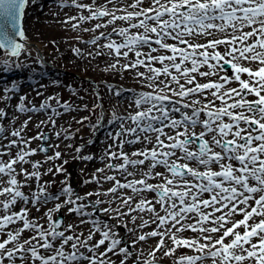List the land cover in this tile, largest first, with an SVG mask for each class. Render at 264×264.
<instances>
[{
  "label": "snow or ice",
  "instance_id": "6c2138e0",
  "mask_svg": "<svg viewBox=\"0 0 264 264\" xmlns=\"http://www.w3.org/2000/svg\"><path fill=\"white\" fill-rule=\"evenodd\" d=\"M29 2L0 0V50L9 58L4 71L20 67L27 50L17 37L27 39L22 20ZM61 6L78 10L63 21L73 30L98 21L83 28L95 34L85 43L96 47L95 55L111 59V70L132 74L148 91L135 94L127 116L114 113L108 121L117 130L109 133L108 162L97 172L107 169L120 179L105 175L112 186L103 192L80 196L66 186L50 193L42 176L63 167L42 173L41 163L30 159L37 153L32 140L48 137L43 132L25 137L31 117L8 135L0 127V140L8 141L0 143V264H117L112 257L128 264L132 248L149 238L158 240L148 253L152 259L143 264H154L161 251L173 264H264V0H71ZM13 91L4 89V98ZM24 99L17 112L36 111ZM48 108L47 102L40 105ZM5 116L0 110V119ZM47 123L55 127L54 119ZM126 145L142 147L128 152ZM60 157L57 151L47 159ZM33 184L30 197L24 189ZM92 196L97 199L88 200ZM50 201L60 202L43 212L45 226L30 213ZM105 203L109 207L99 208ZM63 206L80 217L78 224L53 219ZM89 207L92 212H85ZM98 211L115 213L110 219L129 217L133 224L139 219V229L154 227L139 235L129 228L136 236L129 246L114 225L92 218ZM89 224L87 235L77 233ZM178 250L183 251L177 256ZM140 256L142 251L133 264H141Z\"/></svg>",
  "mask_w": 264,
  "mask_h": 264
},
{
  "label": "rangeland",
  "instance_id": "374dc122",
  "mask_svg": "<svg viewBox=\"0 0 264 264\" xmlns=\"http://www.w3.org/2000/svg\"><path fill=\"white\" fill-rule=\"evenodd\" d=\"M69 1L71 2V0ZM69 1L30 0L25 33L27 39L32 43L38 44L41 50L32 55L22 54L21 57L25 58L20 59L17 62L20 63V67H16L15 64H12L11 60H9V63L12 64L11 70L9 71L3 70V60H7L5 59L7 56L0 54V73L2 74L0 76V105L10 104L11 107L19 106L21 103L20 98L25 97L23 101L25 107L32 104L38 106L40 102H47L51 105V109H54L61 108V105L64 104L72 106L74 103L78 102V106L80 110H82V115L80 114V116L73 119L72 123L68 122L59 130L61 133L60 139L62 141L65 135H70L69 142L71 146L65 152L61 153V150L58 148L53 149V147L49 146L55 143L54 133L45 128L43 125L39 124L40 127L38 128V124L31 126L28 123V126L23 133L25 137H35L40 132H43V134L48 137L46 141L32 140L30 144L32 149L37 150L36 155L32 156L30 159L34 162L41 163L42 167L39 169L40 172H47L49 168H53V170H55L56 167H63L62 172H58L55 175L49 173L48 175L42 176L41 180L48 183V191L50 193H58L66 186L72 189L73 177L78 178L77 173H75L77 172L75 171V163L77 162L75 158L80 160V166H86V173H84V175L82 174V177H85L88 171H91L98 166V155L105 154L108 145L113 143L109 137V133L117 130L116 126L109 124L108 121L112 118L114 113L118 116H123V114L120 113L116 107V103H119L116 98V93L113 92V87L116 82L112 80V75L109 73L111 72L109 67H106L104 72L92 73L90 70L93 66H97L96 63L99 60L111 59L109 57H105V55H95L92 59L84 57L88 50L94 49V52L96 53L97 49L92 48V45L88 43L78 42L77 38L79 37L76 35H73L72 38H66V36H63L57 28L58 24L63 26V21L68 17L77 16L79 14L78 10L74 7H64L66 9H72V11L68 12V10L58 6V3L70 4ZM82 2L90 3L91 0H82ZM98 2L103 3L104 0H98ZM84 15H87V12H85ZM96 22L98 21L90 22L91 26ZM73 23H76V21H73ZM81 30L83 31V29ZM100 31H104V29H101ZM92 37L87 41L91 40ZM61 40L68 44V46L59 47L57 42ZM73 49H82L84 54L80 52L77 54L73 51ZM105 50L106 49H101V51L104 52ZM74 57H80V60L82 61L79 62V65L77 66L72 63V61H75ZM121 63H124V61ZM49 75L52 76L49 77ZM53 76L55 78L51 79ZM10 79H13L15 82L9 84L8 80ZM31 81L34 82L31 83ZM26 82H28V84ZM121 86L131 88L130 84L121 83ZM21 87L22 90L20 93L16 94L13 91L7 94L10 99L4 98V89L12 88L15 90ZM26 87L30 88L26 89ZM13 97L15 99H13ZM49 97H53L55 99L49 100ZM56 100H59L60 103L57 104ZM10 110L16 111V109L11 108ZM104 110L106 115H104V121L102 122H105L104 126L106 128H111L106 132L105 137L106 140L109 141L105 144L99 142V140L105 139V137L102 136L103 129H101L103 124H99V121H101L102 118L101 116L104 114ZM84 117H87V119L83 120V123H77V121L81 120L79 118ZM16 124H14L12 128H8L5 125V127L8 128L6 132L10 133L13 128L19 129V126ZM0 127H2V125H0ZM41 146L47 147V153L39 151ZM132 146L133 145H126L125 148L127 147L130 149ZM134 146L139 148L141 145ZM77 147L81 148L79 153L75 151ZM57 151L61 153L60 159H47V157L54 156ZM83 156H92L93 159H81ZM104 158H106V155ZM118 163H120V161H118ZM25 167L31 168L30 165H25ZM103 168H105V165ZM115 174L119 179V174ZM88 187L89 183L81 187L79 192L74 191V193L84 196L85 191L83 190ZM150 195L149 198H151ZM89 199H91V197H89L88 200ZM84 202L87 203V201ZM134 215H136V213ZM34 217H36V213ZM59 217L62 218L65 226L68 225L69 217H67L65 211L63 212L61 210L59 213L53 214L54 220ZM92 218L97 219L96 217ZM137 222L141 223L139 219L136 223ZM42 224L47 226L45 219ZM126 225L134 229L131 220ZM144 229L148 231L147 227ZM116 230L120 234H123L126 227L121 226ZM145 233L147 232L145 231ZM149 239L150 242L152 241L151 245L155 246L158 238ZM124 244L131 246L132 243L125 242ZM162 253L163 252H159V254L156 255V260L154 262L173 264L174 258L165 257ZM181 254L182 250H178L176 253L177 256ZM135 257H137V254L133 255L132 253V257L129 258L128 264H133V259ZM145 259L151 260L152 257L140 256L141 264H143ZM117 264H119V262H117Z\"/></svg>",
  "mask_w": 264,
  "mask_h": 264
},
{
  "label": "bare ground",
  "instance_id": "6f19581e",
  "mask_svg": "<svg viewBox=\"0 0 264 264\" xmlns=\"http://www.w3.org/2000/svg\"><path fill=\"white\" fill-rule=\"evenodd\" d=\"M69 3H71V2L69 1ZM61 5L62 4L58 3L59 7ZM61 8H64V7L61 6ZM64 9H66V8H64ZM66 10H68V12L72 11V9H69V8H67ZM90 26H91V23L89 22V23H85V24L81 25L80 28L83 29V28H88ZM57 28L63 34V36H66V38L67 37L68 38H72L73 35H76L77 37H79V38H77L78 42H81V43H85L89 38H91L92 36L95 35L94 33H91V32L82 31L80 28H78L76 30H73L70 24H65V23H63V26L61 24H58ZM24 43H26V45H27V50L23 54L29 55V53H30V55H32V54L37 53L38 51L41 50L40 46L38 44L32 43L28 39H26V41ZM57 43H58L59 47L68 46V44H66L62 40L58 41ZM81 47H83V46H81ZM92 48H96V47L92 46ZM106 51L107 50H105V52ZM79 52L84 54L82 49ZM89 53H92V55H89ZM94 56H95L94 49H90V50H88V52H86L84 57H86L88 59H92V57L94 58ZM105 57H108V56L105 55ZM23 58H25V57H20V59H23ZM5 59H8V57H5ZM74 59H75V61H72V63L75 64L76 66L79 65V62H82L80 60V57H74ZM111 62H112L111 60H107V59L106 60H99L96 63L97 66H95V67L93 66L90 70H91L92 73L104 72L105 68L108 67L109 63H111ZM110 71L111 72H109V73H110V75H112V80L116 82V84L113 87V90H114L113 92L116 93L117 97L116 96L115 97L117 98V101L119 102V103H116L117 110L120 113H122L123 116H127L128 112L133 110L130 107V104L132 103L135 94L139 93L141 91H147V89L141 87V85L136 82V80L134 79L133 75L128 73V72H124V71L116 72V71H113L111 69H110ZM1 75L2 74L0 73V76ZM51 76L52 75H49V77H51ZM54 78L55 77L53 76L51 79H54ZM45 79H47V78H45ZM8 81H9L8 82L9 84H12L13 82H15L13 79H10ZM10 81H11V83H10ZM32 82H34V81H31V83ZM26 83L28 84V82H26ZM121 83L130 84L131 88L122 87ZM29 88L30 87H26V89H29ZM21 90H22V87L19 88V89H15L14 92L17 94V93H20ZM14 97H16V96H14ZM14 97H13V99H15ZM41 103L42 102H40V104L38 106H36L35 104H32V105L27 107L29 109H36V111H26L24 113L17 112V107L18 106H15V107L12 106L11 107L10 104L0 105V110H3L6 113L5 118L4 119H0V125H2V128L5 130L3 135H8L9 132L7 133L6 130L8 128H12L14 126V124L17 123L16 125L20 127L24 123L25 120H29V117H31V119L29 120V124L31 126L40 124L41 121H45L46 123L40 124V125H43L45 128H47L48 130H50V131H52L54 133L55 143L53 145H57L58 144L59 145L58 149L61 150V153L67 151L68 148H69V145H71L70 142H69V139H64L63 138V141H62L60 139V137L57 138L56 133L59 132V130L61 128H63V126H65V124H67L68 122L72 123L74 118H77L78 116H80V114L82 115V110H80V108L78 106L79 103L76 102L72 106H70L71 110H66L63 107L54 108L55 111H56L55 115L52 113V109L51 108L41 110L40 109ZM10 108L11 109H16V111L10 110ZM104 115H106L105 110H104V114L101 116L102 117L101 121H99L100 125L103 124L102 128H101V129H103V134H102L103 137H105L106 136V132L111 129V128L108 129V128H106L104 126L105 122H102V121H104ZM50 119H54L55 120V127H53L51 123H47ZM79 119H82V118H79ZM5 125L8 128H6ZM14 129L15 128H13V130ZM29 134H30V132H29ZM9 139H14V138L9 137ZM108 141L109 140H106V137H105L104 140H99V142H102L104 144L107 143ZM0 143L7 144L8 141L7 140H0ZM140 147H142V145ZM135 148H138V147L134 146V145L130 149L126 147L125 151L131 152ZM53 149H55V148H53ZM113 150H115V149H113ZM15 152H16V149H13L12 150V154L15 155ZM104 157H105V154L98 155V160H97V164L99 162L98 166L95 167L93 170L88 171L87 175L85 177H82L81 175L82 174L84 175V173H86V166H84V165L80 166V162H79L80 160L78 158H75V160L77 161L75 163V165H76L75 166V171H77V172H75V171L74 172L77 173L78 178L73 177V180H72V191L73 192L74 191L79 192L80 188L83 187L84 185H87L88 183H89V187L87 189L83 190V191H85V193H87V192H96V191L103 192V191H106L109 187L112 186L111 182H104L103 177L105 175H116L115 172L108 171L107 169H105V171L103 173H98L97 172V169H104L103 168L104 165L108 162L107 158H104ZM4 158L6 159L7 157H4ZM111 162L117 164L118 160H113ZM28 169H29V171L32 170L31 168H28ZM94 176L100 177V179H101V183L100 184H96L95 182H89V181L93 180ZM119 179H120V176H119ZM40 183L43 184V183H46V182H43V180H41ZM36 187L37 186L35 184H33L31 188H25L24 189L25 194L29 195L31 197V194H32L33 191L36 190ZM96 199H97L96 196H92L91 199H89V200L95 201ZM100 199L110 200L111 197H100ZM59 202L60 201H50L47 205H41L40 206V209H41L40 212H37L33 208L31 210L30 215L32 217H34L35 213H36V218L39 219L40 223H43V221H44V219L42 218L43 212H45L48 208H54L55 204L59 203ZM105 207H109V204L105 203V204H102V205L99 206V208H101V209L105 208ZM111 207L114 208V207H116V205L113 204V205H111ZM61 210L63 212L65 211V214L67 215V217H69L68 224H74L75 225V224L79 223L80 217H78L75 214H69L67 212V207L66 206H63ZM84 211L85 212H92V208L91 207L86 208V209H84ZM134 214L135 213H133V215ZM109 215L115 216V213L105 214V213H101V212L98 211L95 214L94 217H96L97 219L101 220L102 222H106V223H108L110 225H114L115 226V230L114 231L117 233V237L122 239V241L124 243L125 242L132 243V241L136 238V236L128 231V229L131 228V227L127 226L126 230H125V232L123 234H120L116 230L118 227L124 226L125 224L129 223L130 222V218L129 217H121L122 219L120 218L119 220H116V219H110ZM145 218H147V216ZM86 219H88V218L86 217ZM139 224H140L139 222L133 224V227L136 230V235H139L141 232L145 233V231L149 232L154 227V225H150L149 227H147L148 228V231H147L144 228L143 229L137 228V225H139ZM89 227H91L90 224L89 225H81L78 229H76V231H77V233H79L80 231H83L85 233V235H87V231H88ZM184 235L187 236V235H190V233H184ZM151 243H152V241L150 242V239H148L146 242H138L134 246V248H132L133 255L137 254V256H139V254L142 251L143 252V256L151 257V256L148 255V253H149L150 250H152L155 247L154 245L152 246ZM169 244H170V242H169ZM157 254H159V252H157ZM112 259L116 260L117 262H119V259H121V257H112Z\"/></svg>",
  "mask_w": 264,
  "mask_h": 264
},
{
  "label": "water",
  "instance_id": "95a60500",
  "mask_svg": "<svg viewBox=\"0 0 264 264\" xmlns=\"http://www.w3.org/2000/svg\"><path fill=\"white\" fill-rule=\"evenodd\" d=\"M28 8H29V4L26 5L24 18L22 20V27H24V30H26V22H27ZM17 40H18V42H21V43H24L25 42V41H19V38L18 37H17ZM2 52H3V50H2ZM2 52L0 51V54H3ZM154 264H159V263H154Z\"/></svg>",
  "mask_w": 264,
  "mask_h": 264
}]
</instances>
